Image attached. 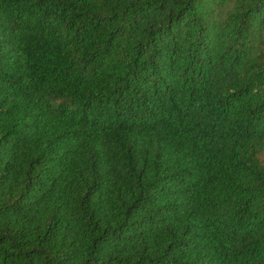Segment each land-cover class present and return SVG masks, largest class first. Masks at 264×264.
<instances>
[{
  "label": "trees",
  "instance_id": "16d2710c",
  "mask_svg": "<svg viewBox=\"0 0 264 264\" xmlns=\"http://www.w3.org/2000/svg\"><path fill=\"white\" fill-rule=\"evenodd\" d=\"M0 264H264V0H0Z\"/></svg>",
  "mask_w": 264,
  "mask_h": 264
}]
</instances>
